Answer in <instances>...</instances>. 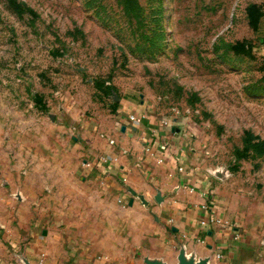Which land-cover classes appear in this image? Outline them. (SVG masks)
<instances>
[{
  "label": "rangeland",
  "instance_id": "1",
  "mask_svg": "<svg viewBox=\"0 0 264 264\" xmlns=\"http://www.w3.org/2000/svg\"><path fill=\"white\" fill-rule=\"evenodd\" d=\"M116 98L176 123L239 220L264 216V0H0V200L80 160Z\"/></svg>",
  "mask_w": 264,
  "mask_h": 264
},
{
  "label": "crops",
  "instance_id": "2",
  "mask_svg": "<svg viewBox=\"0 0 264 264\" xmlns=\"http://www.w3.org/2000/svg\"><path fill=\"white\" fill-rule=\"evenodd\" d=\"M113 102V121L84 128L83 157L55 164L48 186L6 187L0 205L19 215L0 217V264H264V216L232 214L176 123Z\"/></svg>",
  "mask_w": 264,
  "mask_h": 264
},
{
  "label": "built area",
  "instance_id": "3",
  "mask_svg": "<svg viewBox=\"0 0 264 264\" xmlns=\"http://www.w3.org/2000/svg\"><path fill=\"white\" fill-rule=\"evenodd\" d=\"M139 119H138V117H136L135 115H133V114H131V115H129L128 116V121L131 123V124H134L135 125V123L138 121ZM133 128H134V126H133ZM125 191L127 192V193H129V194H132V192L127 188V187H125ZM211 221H206V220H204V221H202L201 222V225L202 226H206L208 223H210ZM20 263L21 264H24V262H23V260H20Z\"/></svg>",
  "mask_w": 264,
  "mask_h": 264
},
{
  "label": "water",
  "instance_id": "4",
  "mask_svg": "<svg viewBox=\"0 0 264 264\" xmlns=\"http://www.w3.org/2000/svg\"><path fill=\"white\" fill-rule=\"evenodd\" d=\"M180 262H181V264H203L204 263V261H199L197 263H194L192 261H188L182 255L180 256ZM152 264H158V263H152Z\"/></svg>",
  "mask_w": 264,
  "mask_h": 264
}]
</instances>
